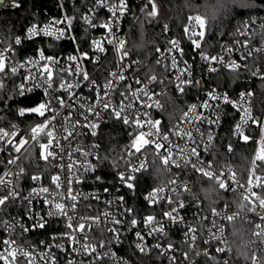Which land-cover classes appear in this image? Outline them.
Returning a JSON list of instances; mask_svg holds the SVG:
<instances>
[{
    "label": "built area",
    "instance_id": "built-area-1",
    "mask_svg": "<svg viewBox=\"0 0 264 264\" xmlns=\"http://www.w3.org/2000/svg\"><path fill=\"white\" fill-rule=\"evenodd\" d=\"M62 1L72 3L75 0ZM93 1L82 15V21L90 31L87 48H80L76 52L47 53L42 48L33 50L22 47L32 41L46 39L60 42L74 37L73 19L66 11L59 17L30 25L8 45L0 40V53L4 54L5 69H18V87L23 84L25 89H32L26 92V97L38 94L40 98L36 104L50 101L51 107V111H47L43 117L36 114L20 115L25 119V124L13 122L0 127V130L9 133L8 137L0 139L1 151L7 160L6 168L0 175V179L5 181L0 184V197L10 196L12 191L17 193L15 197L10 196L0 210V252H4L6 247L2 241L13 240L15 244L11 247L27 251L32 257L30 262L18 254L16 264H51L53 260L55 264H134L126 247L139 253L156 249L169 257L178 256L186 264H196V258L210 252H216L227 260L232 251L227 225L237 219L254 217L255 230L247 244L264 253V174L260 172V167L264 166V119L246 174L234 162V145L227 146L224 157L216 150L218 136L229 110L238 115L233 131L236 143L252 138L250 130L254 121L253 93L242 89L231 95L210 86L194 97L178 121L168 124L162 117L167 95L184 94L196 78L207 80L219 71L240 69L247 71L252 77L263 78V74L257 69H250L247 61L255 53L264 50V41L254 37L256 31L264 30V21L254 19L247 22L230 40L223 41L213 54L204 52L202 48L196 49L189 38L185 42L172 38L157 51L156 72L146 73V65L135 56L130 47L127 24L135 18L137 12L147 8L149 0H126L127 9L123 15L118 11V18L112 17L107 7H99L96 0ZM106 3H119V0H106ZM14 5H17L15 0H0V11L15 8ZM85 16L91 19V25L85 22ZM66 19L72 20L70 28L65 22L57 23ZM104 23H110L111 33L100 27ZM33 26L38 34L29 39V29ZM44 29L52 31L53 36L43 35ZM61 31L64 33L63 37L56 39ZM196 32L199 33L198 30ZM194 38L200 39L198 35ZM17 39L21 40L20 44L15 43ZM108 39H112L113 43H107ZM93 40L101 42L103 52L93 47ZM172 40L179 42L182 55L170 51ZM41 50L45 57L51 56L58 61L50 64L53 69L51 87L45 82L37 64L44 63L39 61ZM203 55L218 57L223 62H207L201 58ZM73 56L76 59L69 60ZM173 58L177 65L175 68L172 67ZM29 61L32 63H28ZM21 65L24 66L20 67ZM185 65L187 69L181 74L180 70L185 69ZM211 68L216 71H210ZM85 72L89 77L87 81L83 79ZM112 73L116 76H112ZM120 75L125 77L123 81L118 79ZM1 76L2 73L0 78ZM29 76H34L35 79L26 78ZM62 82L66 85L72 84L73 87L69 90L61 89L59 85ZM105 85L112 88H106ZM180 87L183 88L182 92ZM133 92L137 93V98H133ZM144 92L148 95L145 96ZM210 93L218 97L227 95L232 103H226L223 99L212 100ZM61 99L64 101L63 106L58 103ZM129 102L132 103L131 109L127 108ZM156 103L160 107H156ZM203 104L209 106L204 108ZM193 105L197 106L194 111L191 110ZM121 106L125 110L121 118H117L114 110ZM124 116H128L130 121L135 116L144 127L127 124L131 128L132 137L131 146L125 153L124 167L114 176L115 181L106 183L98 172L99 145L95 136L111 118L123 123ZM148 120L160 121L158 132L147 123ZM92 125L96 126L95 130ZM237 125L240 126L239 131ZM38 126L40 131L34 138L32 130ZM49 130L53 132V142L47 151L53 155L43 159L52 169V173L49 175L41 172L19 178L15 171L21 159L32 147L40 148L41 143H47L48 137L45 133ZM177 131L190 132L191 139L176 135ZM68 132H71L70 136ZM141 132L150 135L140 138V151H136L132 144ZM164 136H168V140H164ZM21 140L25 142L17 151L16 145ZM156 144L161 147L157 148ZM193 148L198 156L192 154ZM168 149H171L172 157L165 164L164 157ZM173 160L179 167L172 163ZM154 165L163 169L165 178L144 193L142 201L148 212L141 213L135 202L136 178L148 172ZM183 167H191L201 175L204 172L211 173V176H204L216 181L234 204L205 209L194 195L192 182L186 177L191 170L185 169L182 172L180 169ZM33 176H39L40 180H33ZM53 176H59V189L52 183ZM129 182L132 183V188L127 186ZM221 183L226 187H221ZM40 187H48L50 194L58 193L48 195V199L69 206L67 211L68 216L72 217L73 226L85 224L84 232L72 233L75 240H69L66 235L71 231L67 228V218L48 216L50 206L44 202L45 196L33 194V190ZM69 191L77 197L75 209L70 207L73 201L68 195ZM154 191L157 192L159 202L149 203L146 197ZM168 200L174 203L170 204ZM181 202L184 204L183 208L179 207ZM173 207L179 209L182 219L178 222L170 221L163 215ZM148 216L155 218L152 225L144 223ZM41 217L46 221L42 229L36 226ZM82 217L88 219L82 220ZM132 219L138 221L136 226L131 224ZM117 220L120 221L118 224L115 223ZM152 227H162L163 232L156 231L149 235ZM172 230H179L187 248L166 242L165 239ZM137 233L143 236V240L138 238ZM199 240L204 242V248H200ZM85 244L95 251L85 252ZM0 264H4V261L0 260Z\"/></svg>",
    "mask_w": 264,
    "mask_h": 264
},
{
    "label": "trees",
    "instance_id": "trees-1",
    "mask_svg": "<svg viewBox=\"0 0 264 264\" xmlns=\"http://www.w3.org/2000/svg\"><path fill=\"white\" fill-rule=\"evenodd\" d=\"M18 7L0 11V40L4 45L10 44L13 39L22 34L27 27L34 23H43L53 17H59L64 11L73 19L74 37L60 42L53 40L32 41L23 44V48H42L47 53L76 52L80 48L88 47L90 31L82 21V15L93 4V0H75L64 3L62 0H15ZM154 4V7H153ZM159 13L155 17L154 13ZM149 13V14H148ZM199 16L205 22L202 29L205 36L201 41L204 52L213 54L223 41L231 39L232 35L254 19L264 21V0H151L142 12H137L135 18L127 24V35L135 56L146 65V73L156 72L158 63L156 54L159 48L168 44L172 38L185 42L189 32L199 30V26L192 20ZM188 29V32L185 31ZM254 37L264 41V30L256 31ZM252 70H258L263 78H255L245 70H222L212 74L210 78H196L193 84L182 95L168 94L165 110L162 114L164 122L172 124L178 121L194 97L202 90L215 86L216 88L235 95L245 89L253 93L252 108L254 121L250 130L251 139L238 142L234 140L233 131L238 115L229 110L216 143V150L221 156H226L227 146L234 145V162L246 174L251 163L256 139L261 134L260 125L264 119V50L255 53L248 61ZM19 76L6 68L0 78L3 87L0 88V127L8 126L13 122L25 124V119L19 115L20 108H29L35 105L40 96H27L25 100L19 94ZM131 128L115 118H111L96 134L95 140L99 145L98 172L106 182H113L116 173L124 167L125 153L131 146ZM40 148L32 147L21 159L16 168L19 178L30 177L34 174H51L52 169L44 161ZM7 165V160L1 151L0 145V175ZM191 170L189 180L194 186V195L205 209H214L223 205L234 204L230 197L220 188V185L204 175L198 174L191 167H183L180 171ZM264 174V166L260 167ZM186 174V171H185ZM164 171L159 165L152 166L148 172L138 176L135 186V202L139 212L147 213L142 196L146 191L162 182ZM231 255L225 260L218 253L210 252L196 258V264H264V253L254 250L247 242L255 230V218H241L227 225ZM1 237V234H0ZM167 243L176 247L187 248L182 241L179 230L169 232L165 239ZM192 244V243H191ZM190 244V245H191ZM200 248L204 242L198 241ZM128 256L134 264H186L178 256H167L159 250H149L139 253L126 247Z\"/></svg>",
    "mask_w": 264,
    "mask_h": 264
},
{
    "label": "snow or ice",
    "instance_id": "snow-or-ice-1",
    "mask_svg": "<svg viewBox=\"0 0 264 264\" xmlns=\"http://www.w3.org/2000/svg\"><path fill=\"white\" fill-rule=\"evenodd\" d=\"M149 2H151V0H149ZM96 3H97V6H99V7H107L108 10L110 11L112 17H114V18H118L117 17V12L118 11L120 12L121 15H123L125 10L127 9L126 0H119V3H112V4L106 3V0H96ZM14 6L18 7L19 5H14ZM153 7H154V4H153ZM83 19L89 25L92 24V21H91V19L89 17L85 16V17H83ZM192 20L195 22V24L197 26H199V28L203 29L205 27L206 22L201 17L196 16V17H193ZM61 22H65V23H67L69 28L71 27V24H72V20L71 19H66L65 21H57V23H61ZM92 26H95V25H92ZM100 27H102L104 29H107L108 32L111 33V25H110V23L101 24ZM185 31L188 32V29H185ZM36 34H38L37 29H36L35 26H33V28L29 29V37L28 38L31 39ZM42 34L45 35V36H53V32L52 31H48L47 29H44ZM63 35H64V33L61 31V32H59L58 35H56L55 38L56 39H60V38L63 37ZM197 35L200 37V39L194 38ZM204 36H205V32L203 30L200 31L199 33L195 32V31L189 32V39L191 41V44L196 49H200L201 48V41H202ZM15 43L16 44H20L21 40L17 39L15 41ZM107 43L112 44L113 40L112 39H108ZM92 45H93L94 48L99 49L100 52L104 51V48L101 46V42L99 40H93L92 41ZM171 45H172V48L170 49V51H176V52H178L181 55L183 54V50L180 48V44H179L178 41L172 40L171 41ZM228 51H231V49H229ZM201 58L203 60L207 61V62H212V61H217V62H221V63L223 62V61H220L218 57H209L208 55H203ZM75 59H76V57H74V56L73 57H69V60H75ZM39 61H43L44 62L43 64H39L37 62V64H38L39 70L41 72V75L44 76V78H45V82L49 85V87H51V81L53 79V69L50 66V64L54 63V62H58V61H56L55 58H53L51 56L45 57V55H44L42 50L39 52ZM28 63H32V62L29 61ZM23 66L24 65H21L20 67H23ZM176 66L177 65H176L175 58H173L172 67L175 68ZM229 67H231V66H229ZM186 69H187V65H185V69H181L180 70L181 74H184ZM4 71H5V58H4V54L0 53V73H3ZM11 71H12V73L15 74V73H17L18 69H17V67H12ZM69 71H70V69H69ZM77 71H79V68H77ZM210 71H216V69L215 68H211ZM44 74H46V76ZM188 74L190 75V72ZM112 76L115 77L116 74L112 73ZM26 78L35 79L34 76H29V77H26ZM83 79L85 81H87L89 79V77H88L86 72L83 74ZM118 79L123 81L125 79V77L123 75H120L118 77ZM177 79H179V76L177 77ZM152 80H155V77H152ZM138 83H139V81H138ZM181 83H184V82L182 81ZM2 87H3V85H2V83H0V88H2ZM59 87L61 89H64V90H69V89H71L73 87V85L72 84H67L66 85L65 83L62 82L59 85ZM105 87L109 88V89L112 88V87L107 86V85H105ZM179 90L182 92L183 88L180 87ZM30 91H32V89H30V88L29 89H25V86L23 84H21L19 86V94L21 96L25 97V100L19 101L20 104L26 103V100L28 99V97H26V92H30ZM45 94H47V93H45ZM144 95L147 96L148 93L144 92ZM209 95H210V98L212 100L223 99V101L226 102V103H232V101L229 100L227 95H224L223 97H218L217 95L211 94V93ZM132 96H133V98H137V93L133 92ZM58 103L61 106H63L64 101L61 99V100L58 101ZM155 106L156 107H160V105L158 103H156ZM208 106H209L208 104H203L202 105V107H204V108H207ZM106 107H107V105H106ZM196 107H197L196 105H193L191 110L194 111L196 109ZM127 108L128 109L132 108V103L131 102H129V104L127 105ZM89 110L91 111V109H89ZM124 110L125 109H124L123 106H121L117 110H114L115 117L121 118L122 112ZM18 111H19V115H21V116H24L26 114H36V115H39V116L43 117L47 111H51L50 101L39 102L38 104L33 105V106L29 107V108H23L22 107ZM253 122L255 123L256 121H253ZM123 123L126 124V125L132 123L136 127H140V128L144 127V124L141 122V120L136 118L135 116H133L131 121L129 120L128 116H124L123 117ZM147 123L152 128L157 129V132L159 131L158 125L160 124V121L148 120ZM44 127H46V125H44ZM92 127H93V130H95L96 126L92 125ZM239 130H240V126L237 125V131H239ZM39 131H40L39 126L32 130V134H33L34 138L39 133ZM93 134H95V131H93ZM45 135L48 137L47 143H41L40 144V148L42 150V152H41L42 157L44 159H47L48 155H53V153L47 151L49 149V147L52 145V142H53V132L51 130H49V131H47L45 133ZM68 135L70 136L71 132H68ZM146 135H150V133L141 132V133H139L137 138L133 141L132 147L135 148L136 151H140V147H139L140 138L141 137H145ZM176 135H182V136H184V137H186L188 139H191V133L190 132H183L182 133L180 131H177ZM8 136H9V133L4 132L3 130H0V139H4L5 137H8ZM163 139L164 140H168V136H164ZM24 142H25L24 140H21L16 145V150L17 151L20 150V147L22 146V144ZM145 142H147V140H145ZM156 147L160 148L161 145L160 144H156ZM191 151H192L193 155L198 156V153H197L195 148H193ZM45 152H47V155H45ZM171 157H172V151H171V149H168L167 155L164 157V163L167 164L169 162V159H171ZM11 163H14V161H11ZM172 163L175 164L177 167H179V164H177V162L175 160H173ZM203 174L207 175V176H211V173H208V172H204ZM32 179L36 180V181H39L40 177L39 176H33ZM121 179H123V177H121ZM51 180H52V183L55 184L56 189H59L61 187V185L58 183L59 176H53L51 178ZM4 183H5V181L3 179H0V184H4ZM127 186L129 188L133 187L132 183H130V182L128 183ZM221 187H226V185L221 183ZM185 190H187V189H185ZM160 191H162V190H158V192H160ZM33 194L34 195H44L45 196L44 202L50 206L49 209H48V212H47L48 216H52V217L63 216V217L67 218V220H68L67 228L69 230H71L69 233L66 234L69 240H75V237L72 234L73 232H75V231L84 232L85 231V224L84 223H79V224H77L75 226H73V224L71 223L72 217L68 216V211H67V208L69 206H66L64 203L56 201L54 199H48V195H57L58 193H51L50 194V189L48 187H40L38 190L34 189L33 190ZM16 195H17V193L15 191H12L10 193L11 197H15ZM68 195H69L70 199L73 201V204L70 205V207L72 209H75V202L77 200V197L74 196V195H71V191H69ZM10 196H2V197H0V210H2L4 205H6L7 201L10 198ZM146 199L149 201V203H158L159 202V200L157 199V192L156 191L151 192L149 194V196L146 197ZM167 202L170 203V204L174 203V201H172V200H168ZM179 207L183 208L184 204L181 202ZM163 215L165 217H167L170 221L178 222V221H180L182 219L179 216V209L175 208V207H173L170 211L164 212ZM81 219L83 220V219H88V218L82 217ZM228 219H231V217H228ZM154 220H155V218L153 216H148V217L145 218L144 223L146 225H152ZM119 222L120 221H118V220L115 221V223H117V224ZM137 223H138V221L136 219H132L131 220V224L133 226H136ZM45 224H46V221L44 220L43 217H41L40 221L37 223L36 226L38 228L42 229V228L45 227ZM25 230H27V229H25ZM156 231L163 232V228L162 227H160V228L152 227L150 232H149V235H151L153 232H156ZM190 231H195V229H190ZM137 236H138L139 239L143 240V236H141L140 233H137ZM193 238H195V237H193ZM2 244L4 246H6L4 252H0V260L4 261V264H16V258H17L18 254L22 255L25 258H27L31 262L32 257H31V254L29 252L24 251L22 249L11 247L13 244H15V241H13V240H4V241H2ZM137 247H141V246L137 245ZM157 247H159V245H157ZM83 250L85 252L95 251L94 248H91L87 244L83 245ZM141 250H143L142 247H141ZM51 264H55V261L54 260L51 261ZM70 264H72V262H70Z\"/></svg>",
    "mask_w": 264,
    "mask_h": 264
},
{
    "label": "rangeland",
    "instance_id": "rangeland-1",
    "mask_svg": "<svg viewBox=\"0 0 264 264\" xmlns=\"http://www.w3.org/2000/svg\"><path fill=\"white\" fill-rule=\"evenodd\" d=\"M148 14H149V13H148ZM155 15H156V16H155ZM154 16L158 18V17H159V13H158V12H157V13H154ZM198 31L200 32V31H202V29H199Z\"/></svg>",
    "mask_w": 264,
    "mask_h": 264
}]
</instances>
